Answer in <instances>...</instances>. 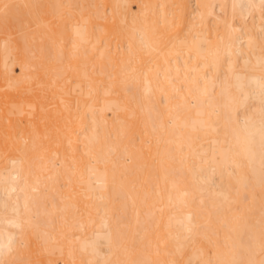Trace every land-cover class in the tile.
Masks as SVG:
<instances>
[{
	"label": "bare ground",
	"instance_id": "6f19581e",
	"mask_svg": "<svg viewBox=\"0 0 264 264\" xmlns=\"http://www.w3.org/2000/svg\"><path fill=\"white\" fill-rule=\"evenodd\" d=\"M0 264H264V0H0Z\"/></svg>",
	"mask_w": 264,
	"mask_h": 264
}]
</instances>
